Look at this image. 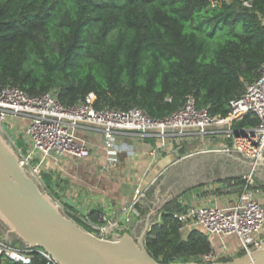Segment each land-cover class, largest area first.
Instances as JSON below:
<instances>
[{
    "label": "trees",
    "instance_id": "1",
    "mask_svg": "<svg viewBox=\"0 0 264 264\" xmlns=\"http://www.w3.org/2000/svg\"><path fill=\"white\" fill-rule=\"evenodd\" d=\"M243 1L0 0V88L17 86L31 95L53 91L65 106L94 93L97 108H141L154 119L166 118L194 95L199 108L226 117L230 101L260 77L264 64V0H250L251 6ZM258 123L251 113L234 126ZM20 130L11 132L25 149ZM246 181L240 174L230 179L229 192H241ZM41 182L70 217L96 230L91 223L102 210L84 221L66 191L68 180L47 168ZM180 197L162 205L146 247L164 263L206 262L210 238L175 218L187 208ZM41 263L37 255L30 264ZM0 264L25 263L0 254Z\"/></svg>",
    "mask_w": 264,
    "mask_h": 264
},
{
    "label": "built area",
    "instance_id": "2",
    "mask_svg": "<svg viewBox=\"0 0 264 264\" xmlns=\"http://www.w3.org/2000/svg\"><path fill=\"white\" fill-rule=\"evenodd\" d=\"M243 3L251 6L250 0ZM96 95L90 93L84 101L74 106L63 105L56 93L46 92L31 95L17 86L0 88V129L4 133L21 128L27 148L17 147L22 163L41 181V175L48 168V160L56 161L65 156L87 158L92 155L93 147L85 138L77 135L79 129H94L102 134L108 160L106 169L116 162L123 150L118 143L119 135L140 134L168 142H182L184 137L195 138L201 135L222 134L225 144L215 147L225 154L236 153L246 159L264 160V64L260 77L247 85L245 92L230 101L231 112L228 116H213L208 108H199L194 95H189L186 103L164 119H154L141 108L119 110L97 108ZM255 114L259 123L254 127L237 128L234 122L248 114ZM25 119V124L20 120ZM216 152V151H213ZM158 147L152 155L157 156ZM64 160V159H63ZM247 179L244 189L235 197L226 198L220 206L214 198L206 203L189 202L183 212L174 216L183 222L186 229H201L208 236L236 235L240 240L239 253H248L264 247V204L258 196L259 189ZM148 187L140 184L124 210H134L138 202L146 197ZM128 216V214H127ZM102 221L107 220L100 214ZM86 221L85 219H83ZM104 233L106 227L100 225ZM0 254L15 262L30 264L39 255L41 264H60L41 248L14 246L0 237ZM223 253L214 250L203 256L206 262L218 261Z\"/></svg>",
    "mask_w": 264,
    "mask_h": 264
},
{
    "label": "crops",
    "instance_id": "3",
    "mask_svg": "<svg viewBox=\"0 0 264 264\" xmlns=\"http://www.w3.org/2000/svg\"><path fill=\"white\" fill-rule=\"evenodd\" d=\"M22 120H20L21 125L26 122L25 119ZM77 135L91 143L92 155L87 158L65 156L59 161L50 158L48 168L57 171L63 179L68 180L66 191H69L73 198L72 204L79 213H82L79 215L86 217V221L91 219L90 212L99 208L102 210V214L107 219L105 220L106 223L101 222V213L98 212V217L95 214L96 223L91 224L93 228L97 227L99 230L100 226L98 225L105 226L104 234L108 237L125 232H131L135 235L141 234L153 204L157 201V196L152 200H149L147 196L142 198L137 203L141 210L136 205L134 210L127 213L124 210L125 206L132 199L140 184L149 188L174 163V157L184 156L185 148L187 149L190 144L201 142L205 145L207 140L209 145L214 144L216 147L225 144L222 134H207L195 138L187 136L182 142H168L165 146H162V141L159 138L144 137L140 134L119 135L117 141L123 150L116 155L117 162L106 169L108 154L101 132L94 129H79ZM175 146L182 151V154ZM157 147L159 153L157 156H153L152 151ZM202 192L197 187L195 192H183L181 196L187 204L189 202L191 204L206 203L215 200L211 194L206 195ZM229 196L231 195L224 194L218 199L217 204L224 206L227 202L226 198ZM259 201L264 204V192L259 196ZM157 215L158 213L152 216L151 225ZM209 238L213 250L217 254L223 253L220 258L238 256L240 240L236 235H211Z\"/></svg>",
    "mask_w": 264,
    "mask_h": 264
},
{
    "label": "water",
    "instance_id": "4",
    "mask_svg": "<svg viewBox=\"0 0 264 264\" xmlns=\"http://www.w3.org/2000/svg\"><path fill=\"white\" fill-rule=\"evenodd\" d=\"M228 156L252 170L264 168V160ZM156 199L139 236L125 232L108 237L97 227L88 230L66 213L22 163L18 151L0 129V221L8 229L5 239L14 235L29 247L45 250L60 264H264V247L230 260L158 261L145 242L152 216L163 205L162 197L157 195Z\"/></svg>",
    "mask_w": 264,
    "mask_h": 264
},
{
    "label": "rangeland",
    "instance_id": "5",
    "mask_svg": "<svg viewBox=\"0 0 264 264\" xmlns=\"http://www.w3.org/2000/svg\"><path fill=\"white\" fill-rule=\"evenodd\" d=\"M4 134L17 151L18 144L16 140L18 136L16 133L7 130V133L5 132ZM208 134L212 135L211 132ZM203 144L201 142H193L185 150L184 156L179 155L174 157V163H172L160 178L154 181L148 188L149 192L152 191L151 194L153 197L157 195L162 197V202L164 204V201L167 202L174 197L180 196L183 192L193 193L195 190H191L194 187H198L199 190L203 191V194H211L213 198L220 199L224 194H233L229 192L228 182L239 174L244 175L246 180L250 178L253 187L260 189L262 193L264 192V168L252 170L250 167H245L228 156L231 154H238H225L217 151V148H215L216 145H209L208 140L205 145ZM217 145L220 144L217 143ZM176 147L177 146H175V148ZM178 151L182 154L180 149ZM198 185H201V187ZM159 187L161 188L160 192H158ZM182 197L183 196L180 197V200H184ZM7 230V227L0 221L1 237H6ZM15 238L17 237L11 235L9 240L12 241Z\"/></svg>",
    "mask_w": 264,
    "mask_h": 264
},
{
    "label": "flooded vegetation",
    "instance_id": "6",
    "mask_svg": "<svg viewBox=\"0 0 264 264\" xmlns=\"http://www.w3.org/2000/svg\"><path fill=\"white\" fill-rule=\"evenodd\" d=\"M260 190V189H259ZM260 192H261V190H260ZM240 193V192H239ZM239 193H233V194H230L231 196H233V197H235V196H237ZM262 193V192H261ZM261 195V194H260ZM259 195V196H260ZM259 196H258V199H259Z\"/></svg>",
    "mask_w": 264,
    "mask_h": 264
}]
</instances>
